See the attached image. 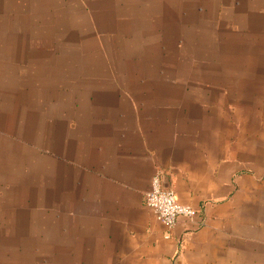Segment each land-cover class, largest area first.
<instances>
[{
  "label": "crops",
  "instance_id": "obj_1",
  "mask_svg": "<svg viewBox=\"0 0 264 264\" xmlns=\"http://www.w3.org/2000/svg\"><path fill=\"white\" fill-rule=\"evenodd\" d=\"M252 12L264 29V5ZM129 94L91 101L89 112L75 103L57 119L55 137L44 131L37 197L34 146L0 118V264H63L69 235L88 234L127 237L152 254L150 264H264V149L227 138L218 99ZM154 176L197 212L180 217L168 238L145 202ZM57 221L63 229L51 230Z\"/></svg>",
  "mask_w": 264,
  "mask_h": 264
},
{
  "label": "rangeland",
  "instance_id": "obj_2",
  "mask_svg": "<svg viewBox=\"0 0 264 264\" xmlns=\"http://www.w3.org/2000/svg\"><path fill=\"white\" fill-rule=\"evenodd\" d=\"M257 5L264 0H0V118L34 146L33 195L44 131L55 137L75 103L89 112L91 101L120 102L128 91L153 102L218 99L227 138L264 149ZM57 224L50 229L62 230ZM88 235H69L63 264H150L152 254L127 237Z\"/></svg>",
  "mask_w": 264,
  "mask_h": 264
},
{
  "label": "built area",
  "instance_id": "obj_3",
  "mask_svg": "<svg viewBox=\"0 0 264 264\" xmlns=\"http://www.w3.org/2000/svg\"><path fill=\"white\" fill-rule=\"evenodd\" d=\"M145 202L155 218L166 227L167 238L180 217L192 219L197 215L193 207L179 203L173 190L162 187L159 176L152 178Z\"/></svg>",
  "mask_w": 264,
  "mask_h": 264
}]
</instances>
